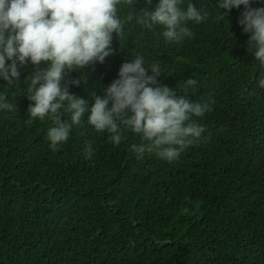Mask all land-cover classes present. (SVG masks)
<instances>
[{
	"label": "trees",
	"instance_id": "1",
	"mask_svg": "<svg viewBox=\"0 0 264 264\" xmlns=\"http://www.w3.org/2000/svg\"><path fill=\"white\" fill-rule=\"evenodd\" d=\"M219 2L182 0V9L191 3L209 16L182 25L194 35L179 43L133 19L121 36L113 33V55L65 75L81 81L79 89L69 84L70 94L91 104L123 63L142 56L146 66L159 61L171 71L158 83L178 96L214 100L211 111L193 117L205 129L201 137L171 162L133 152L131 145L147 143L138 134L125 132L113 144L87 124V112L52 151L51 121L27 123L26 80L46 65L18 64L12 85L0 78V95L16 106L0 110V264H264V118L251 112L264 108V66L238 24L244 6L219 10ZM145 6L118 5V15ZM220 30L242 42L222 39ZM172 71L186 76L171 78ZM188 78L197 84L185 90ZM62 120L70 123V114Z\"/></svg>",
	"mask_w": 264,
	"mask_h": 264
},
{
	"label": "clouds",
	"instance_id": "2",
	"mask_svg": "<svg viewBox=\"0 0 264 264\" xmlns=\"http://www.w3.org/2000/svg\"><path fill=\"white\" fill-rule=\"evenodd\" d=\"M181 2L158 0L149 10L151 0H146L145 8L121 18L118 5L133 7L135 0H0V78L12 85L20 76L18 64L46 65L37 67L26 80L27 99L31 101L27 123L45 117L51 121L46 139L52 151L68 140L71 127L80 125L86 112L87 124L98 133H109L115 145L121 143L125 132L140 135L147 143L131 145L138 156L151 152L171 162L201 137L205 129L193 117H202L211 111L214 100L190 102L158 83L157 78L168 79L171 72L159 61L146 66L143 57L137 56L123 63L118 78L104 88L102 95L92 93L91 104L69 92V84L79 89L80 80L65 81L68 71L103 63L113 55V33L121 36L124 25L133 19L150 31L160 26L166 41L179 43L185 37H192L191 30L182 25L200 24L209 13L201 12L191 3L186 10L182 9ZM252 2L220 0L217 7L231 10L244 6L238 24L249 34L246 43L248 48L255 49V60L264 66V7L252 8ZM226 15L227 11L219 14L218 19L224 20ZM220 37L242 42L236 32L220 30ZM181 76L186 73L173 72L171 78ZM196 84L195 79L188 78L182 87L187 90ZM259 86L264 88V79L259 81ZM15 109V105L0 95V110ZM251 112L264 118V108L258 109V113ZM64 113L70 114V123L62 120ZM92 154L89 144L85 158H91Z\"/></svg>",
	"mask_w": 264,
	"mask_h": 264
}]
</instances>
